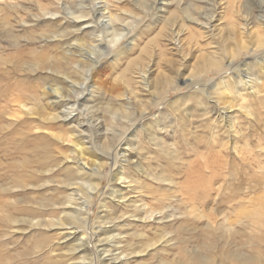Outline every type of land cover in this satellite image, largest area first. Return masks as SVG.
<instances>
[{"label": "rangeland", "instance_id": "obj_1", "mask_svg": "<svg viewBox=\"0 0 264 264\" xmlns=\"http://www.w3.org/2000/svg\"><path fill=\"white\" fill-rule=\"evenodd\" d=\"M110 1L113 15L122 24L132 25L131 33L116 43L109 41L111 37L103 31H96V38L87 31L85 26L98 16L93 14L91 18L89 0L75 9V15L83 16L78 20L83 28L80 32L63 20L65 14H53L61 0H0V264L73 263L67 251L72 242H57L59 237L47 229L45 221L57 220L61 215L57 208L66 192L63 182L71 179L82 183L92 172L86 168L78 178L73 169V149L56 139L76 133L69 124L45 123L37 114L21 112L18 103L31 108L40 104L49 114L60 111L61 103H51V89L56 84L55 88L71 90L70 81H78L81 74L80 69L74 72L65 57L84 55L97 44L95 39H100L101 34V46L110 52L97 64L95 77L89 82L94 84L93 93H85L99 121L109 124L115 116L116 134L124 130L120 121L127 120L114 115L113 108H118L129 89L139 91V69H149L150 80L157 88L153 94L141 93L139 103L131 101L129 112H135V119L128 123L134 130L127 142L129 161L124 174L133 179V191L125 190L126 184L113 182L109 172L113 164L109 160L103 168L99 192L92 200L88 226L95 224L101 214V201L108 203L106 193L111 184L120 187L130 199L127 207L114 204L117 214L131 213L133 206L129 202L142 200L148 210L158 209L164 219L156 223L153 219L142 222L131 217L132 224L119 222L122 228L115 229L121 233L116 243H131L136 250L148 246L129 264H202L193 262L195 254L207 257L212 264H228L233 250L245 257H258L264 264V51L242 48L244 39L239 41V35L227 29H234L245 12L264 14V0H172L162 10L156 1L147 12L146 6L135 0ZM143 2L149 5L150 0ZM239 4L245 6L240 15L235 12ZM104 16L107 20V14ZM209 17H213L210 22ZM207 21L210 28H202ZM172 28L181 30L183 39L182 43L172 41L176 50L165 40ZM229 34L235 38L228 39ZM206 58L218 59L220 66ZM228 60L231 66L226 73L223 63ZM248 76L263 79L259 98L240 82ZM191 78L202 84L198 91L187 85ZM216 89L231 104L225 113H221L217 97L212 94ZM157 95L160 102L154 104L152 100ZM142 108L146 111L140 116ZM241 111H245L244 115ZM89 139L92 152L104 160L103 138L96 140L91 134ZM82 140L85 141L77 138ZM47 168L53 171L34 172ZM48 179L52 181L42 189L23 187ZM74 197L81 202L80 193ZM137 215L147 216L140 212ZM36 222L39 227L28 229L30 223ZM229 224L231 232L226 229ZM94 242L95 236L87 240L89 246Z\"/></svg>", "mask_w": 264, "mask_h": 264}, {"label": "bare ground", "instance_id": "obj_2", "mask_svg": "<svg viewBox=\"0 0 264 264\" xmlns=\"http://www.w3.org/2000/svg\"><path fill=\"white\" fill-rule=\"evenodd\" d=\"M84 1L85 0H70V1L61 0V2L59 4L60 5L59 9L56 10L55 12H53V14H55V13L65 14L66 17H64L65 19H63V20H65V22L68 25L72 24L74 26L73 27L74 31L80 32V30L83 28L80 26V23L78 20H80L83 16L78 15V14L75 15L74 13L76 11L75 10L76 8L79 9V7L83 6ZM156 1H159V3H158L159 7L158 8H160V10L164 9L166 5H169L172 2V0H150L149 5H146L145 2H143V0H135V3L139 4L140 6H144V7L146 6L145 9H147L146 10V12H147L151 9V6L155 5ZM241 4H243V3H241ZM241 4L238 5L237 10L235 9L236 10L235 12L238 13L239 15H240V12L243 11V9L245 8V6H242ZM110 5H111L110 0H89L88 6L91 10V16H92V17L91 16L90 17L93 19V14L98 15V16H97V19L94 18L92 20L91 25H87L85 27H87V31L90 32V34H92V36H94L95 38H96L95 32L100 30L101 33H102V31L104 32L105 36L111 37L109 41L116 43V42L122 40L123 38H126L131 33L132 25L129 26V24H126V23L122 24L121 20H118V18H116L113 15L111 7H109ZM259 11H262V9H260ZM67 14H69V16H67ZM105 14H107V18H108L107 20L104 19ZM37 18H38V16H37ZM154 18H156V17H154ZM240 18L241 19H239L238 24L236 25L237 27L234 26L235 28L232 29V27L230 26L227 29L233 33L236 32L239 35V39H240L239 41L244 39L240 43V46L242 48H248L249 47L250 49L257 51V52L260 49H261V51L262 50L264 51V14L259 13V14L254 16L251 13H249V11H248V12H245L244 17H240ZM212 19H213V17H211V18L209 17V22ZM54 20H55V18H54ZM209 22L207 21V23H205L206 26L203 24V26H201V27L202 28H210L211 25H209ZM229 25H231V24H229ZM255 25H256V27H255ZM180 31L179 30L175 31L172 28L167 33L165 40H167L168 45H171L172 50H174V49L176 50V48H177V47H174V43H172V41L174 39H176L178 41V43H180V42L182 43V41H183V39L180 38L181 37ZM83 33H84V31H83ZM227 38L232 39V38H235V36H234V34L232 36H231V34H229L227 36ZM103 39H104V35L101 34L100 39H95V41H97V44L93 45L91 47V49H89L87 51V53H85L84 55L81 54V56L79 58L74 57V55H76V54H74L73 56L70 54L68 57H65L64 60L67 63L71 64V66L74 67V72H79V69H80L81 74H79L80 77H79L78 81L77 80L76 81L75 80L70 81L71 82L70 88L72 91L68 90V89L66 90L63 88L61 89L58 87L55 88L56 84H55V86H53L54 88L51 86L53 88V89H51V93H50L53 96L51 103L52 104L61 103L63 107L61 108L60 111L53 113V114H49V113L45 112L46 110L40 104L36 108H31V107H29L30 105L27 106L25 103H22V102L18 103V105L21 109L20 110L21 112H24L26 115L37 114L38 116H36V117H39V120H41L43 122L46 121L45 123H47L48 121L49 122L61 121L62 123L69 124L71 129H72V132H76V133H74V134L71 133L69 135H66V134L59 135V136H56V139L60 140L63 143L66 142L73 149L74 158H75V160L73 162V166H74L73 169H74L75 175L78 178L83 176L86 173L85 172L86 168H88L92 172L90 175H87V177L84 179L85 181L83 180L84 182L81 181L82 183H80L76 180L70 181L71 179H69L66 182H63L62 187H64L66 192L63 194V202L60 204L58 203L59 206L57 208L61 215H59V217H57L58 218L57 220L45 221L47 229H49V231L52 230V232L54 231L55 235H57L59 237L57 239V242L59 240L63 241L64 243H66L68 241L72 242V244H71V242H69L71 244V246H69V249L67 250V251H69L68 253L71 254L70 259L73 262L71 264H129V261L131 259L134 260V257H136V255L143 253L148 246L145 247L144 249L140 248L139 250H136L135 248H132L131 243L129 244L127 242V244H124L122 246H121V244L119 245L120 241H117V243H116L115 238L121 234L119 232H117V233L115 232V229L118 226H120L119 222L125 223L127 225L132 224V223H129V222H132L131 220H129V218H131V217H132L131 219H133V220L136 218L142 222L149 221V220L153 219V220H156V223H157V221L159 222V221L164 220L162 215H160L161 212L157 211L158 209L157 210H153V209L148 210L147 208H149V207H147V204L142 200H140V201L134 200L133 202L132 201L129 202V204H132V206H133V211L131 213H128V212L126 213V212L122 211L121 213L117 214L116 210L113 207L115 205L126 206L127 202L130 199H128L126 197V195L122 192L120 187L116 188L115 185L112 186L110 184L109 185V191L106 193L109 197L108 203L104 202L103 200L101 201V208H100L101 214L96 217L95 224H92L90 227L88 226L89 225V216H90L89 212L91 210L92 200H93L95 194L99 192V188L101 185V178L103 176V168L105 165H107L109 163V160H111V164H113L112 170L109 171L112 175L111 179L113 180V182H118L119 184H123V185L126 184V186H124L125 190L130 189L133 191V187L131 188V184L134 182L133 179L128 178V176H125L126 174H124L125 173L124 168L126 167L125 165H127L128 161H129L127 159V155H126L127 150L126 149H127V145L129 144V142H128L129 136H130L131 132L134 130V127H133V129L130 130L131 126L128 123V122H130L131 118L135 117L133 115V114H135V112L134 113L133 112L130 113L131 111L129 112V110L131 108V101H135V102L139 103L140 99L138 96L141 93L153 94V91L155 92L154 89L157 88V87H155V83L152 80H150L149 69L145 68V67H143L141 69L138 68L139 74H140L139 75V81H138L139 82V86H138L139 91H132L131 89H129L127 91V95H125V99L123 100V102L118 104L119 105L118 108H113L114 109L113 110L114 115L119 114L120 115L119 117H122L123 119L127 120V123L121 122L123 120L120 121V124L122 125V128L124 130L120 133V135L116 134V132H115L116 129L114 130L115 124H113L115 119H116V118H114L115 116L114 117L112 116L110 118L111 121H109V124L108 123L104 124V122L99 121L98 117H96L97 115L95 116V111L92 109V106L89 105V102H88L89 97L85 96V93L87 92V90H90V92L93 93L94 90L91 89V87H93L94 84H91L89 82H90L91 78L95 77L94 76V70L97 67V64L101 61L102 57L106 53H108V50L110 52V49L101 46ZM246 39H247V41H246L247 44L244 42ZM92 41H94V40L92 39ZM76 42H78V41H76ZM88 43H90V42H88ZM237 45H239V44H237ZM187 46H189V45H187ZM128 47H129V45H128ZM82 48H84V47H82ZM153 50H154V48H153ZM66 52L67 51H65L64 53L66 54ZM227 53H228V51H227ZM140 54H141V52H140ZM206 59H208L209 62L212 61L211 64L217 63L219 65V63H220L218 59H212V58H206ZM41 63H43V61ZM223 64L226 65V66H224V65L223 66L226 67L224 69L226 70V73H227V70H229L230 66H231V60H228L226 63H223ZM70 72H71V70H70ZM65 75H66L65 76L66 79L70 78V76H67L66 73H65ZM95 75H96V73H95ZM162 76H164V75H162ZM262 80L263 79H261V77L254 78V80H252L250 78V76H248L246 80L241 78L240 82L243 83L244 86L247 87V89L251 90V95L253 97L259 98V96H260L259 94L261 91L260 90L261 84L263 82ZM116 81H118V80H116ZM125 85L127 87H129L128 84H125ZM187 85L191 86L195 91H198L200 85H202V84L200 83L199 80H195V79L191 78V79H189ZM262 85H264V84H262ZM221 86H223V85H221ZM89 87H90V89H89ZM223 87L227 90L229 89V86L225 83H224ZM219 91H220L219 89H216L214 92L212 91L213 92L212 94L217 97L215 100L217 101V104L219 105L221 113L222 112L225 113L227 110L231 109V104H229L228 100H223V98H221L223 96L220 94ZM223 92H224V90H223ZM225 92H227V91L225 90ZM117 93H119V92H117ZM42 94L45 95V92H42ZM165 94H166V92H165ZM202 96H203V94H202ZM49 97H50V95H49ZM123 97H124V95H123ZM35 98H36L35 100L39 103V101L37 100V97H35ZM177 100L175 99L174 102H177ZM159 102H160V98H158V95H157L156 99L154 101L152 100V103L159 104ZM35 104H36V102H35ZM260 104H262V103H260ZM60 106H58V107H60ZM144 107H146V106H144ZM53 109H55V108H53ZM113 111H111V112H113ZM145 111H146V109L142 108V111H140L139 115L141 116ZM244 113H245V111H244ZM244 113H243V115H244ZM108 132H110V133H108ZM84 133H86L87 135H83ZM88 133H89V135H88ZM91 134L94 135L95 139L96 138H100V139L103 138L101 141V144H102V146H105V149H106V150H104L105 154H106L104 160H101L102 155L99 156V155H96L95 153L92 152V148H90L91 142L89 139ZM52 135L54 136V133ZM148 135L151 136L152 134H148ZM77 138L85 139L86 142L84 140L77 141ZM127 142H128V144H127ZM256 145H258V144H256ZM120 159H122V160H120ZM41 170H43V169H41ZM41 170L34 169V172L38 171L40 174H44V173L46 174L48 172L50 173L53 171V169H51V168L46 170V171H41ZM94 175L97 176L96 179L93 178ZM51 181L52 180L48 179V180H45L44 182H40V183L38 182L36 184H33V183L28 184L27 183L28 185L24 184L23 187H29L30 190H31V188L33 190L34 189H42V188H45L48 185V183ZM71 186H73V187H71ZM84 188H86V189H84ZM232 189H234V188L232 187ZM238 192H240V191H238ZM78 193H80V195L82 196V200H81V202L77 203V198L74 197V194H78ZM236 193H235V195H236ZM233 199H231V200H233ZM218 201L219 200H217V202ZM232 203H235V202L232 201ZM54 207H55V205H54ZM230 207H231V205H230ZM139 212L145 213V215H147V216L139 217L137 215V213H139ZM157 214H159V216H156ZM205 218L208 220V222H212L211 218L208 215H206ZM224 219H226V218H223V220ZM153 220H151V222ZM38 223L39 222L30 223V225H28V227H29L28 229H33L34 227H39ZM252 223H254V222H252ZM231 228L232 227L229 224L226 229L231 232V230H232ZM88 231H89V234H87ZM94 236H95V242L92 246H89V244L87 243V240H88V238H90V237L92 238ZM137 236H140V235L137 234ZM153 245H154V243L149 245V246H153ZM49 252L53 253L54 250L50 249ZM76 255H78V257H76ZM227 259H228L227 261H230L228 264H230V263L231 264H261L260 258H258V257L257 258L245 257L241 253L236 252V250L231 251L229 254V257ZM192 260H193V262H198V263H202V264H212V261L210 259H208L207 257H201L200 255H197V254H195L192 257Z\"/></svg>", "mask_w": 264, "mask_h": 264}]
</instances>
